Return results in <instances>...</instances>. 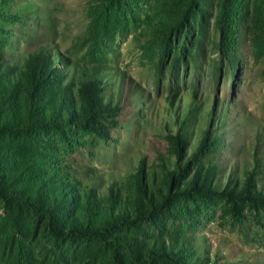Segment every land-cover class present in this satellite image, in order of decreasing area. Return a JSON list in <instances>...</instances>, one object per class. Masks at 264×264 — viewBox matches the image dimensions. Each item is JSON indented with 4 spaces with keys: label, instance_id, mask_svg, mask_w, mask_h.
Returning <instances> with one entry per match:
<instances>
[{
    "label": "rangeland",
    "instance_id": "374dc122",
    "mask_svg": "<svg viewBox=\"0 0 264 264\" xmlns=\"http://www.w3.org/2000/svg\"><path fill=\"white\" fill-rule=\"evenodd\" d=\"M0 181V264H264V0H0Z\"/></svg>",
    "mask_w": 264,
    "mask_h": 264
},
{
    "label": "trees",
    "instance_id": "16d2710c",
    "mask_svg": "<svg viewBox=\"0 0 264 264\" xmlns=\"http://www.w3.org/2000/svg\"><path fill=\"white\" fill-rule=\"evenodd\" d=\"M89 92H90V100L93 101V98H91L92 94H91V87L90 86H89ZM256 160H258V158ZM248 177L250 179H249V182H248L247 185L251 186L252 193H256L257 192L256 187L253 186V184L251 182L252 181V175L249 173ZM0 184H1V181H0ZM210 191H212V190H210ZM230 193L236 195L238 198H242V194H235V193H232V192H230ZM16 198L20 199L19 196H17ZM24 202L27 203L28 206H30V207L34 208L35 210H37L39 214H46L50 218L49 229L55 236H58V237L85 236L88 239H96V238H99V237L102 238V235H103L104 232H102V231H90V230H86V229L80 228V227L73 228V229L69 230L67 234L62 233V232L59 231V229L57 228V226L53 222V214H52L51 210H49V209H45L44 210L35 201L29 200V199L24 200ZM152 211H156V208H153ZM148 216L152 217L150 215H148ZM143 218H146V216H141L140 214H138L136 216L134 222H137L138 220H142ZM129 221H130V223L133 222L132 220H129ZM158 256H161L162 258L167 260L170 264H182L175 258L176 256L172 255V254L158 252V251H155V252H153L151 254L152 258H155V257H158Z\"/></svg>",
    "mask_w": 264,
    "mask_h": 264
}]
</instances>
